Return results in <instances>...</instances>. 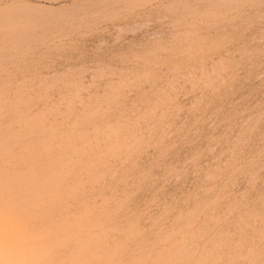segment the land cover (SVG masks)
<instances>
[{
    "label": "rangeland",
    "instance_id": "374dc122",
    "mask_svg": "<svg viewBox=\"0 0 264 264\" xmlns=\"http://www.w3.org/2000/svg\"><path fill=\"white\" fill-rule=\"evenodd\" d=\"M0 237L264 264V0H0Z\"/></svg>",
    "mask_w": 264,
    "mask_h": 264
},
{
    "label": "bare ground",
    "instance_id": "6f19581e",
    "mask_svg": "<svg viewBox=\"0 0 264 264\" xmlns=\"http://www.w3.org/2000/svg\"><path fill=\"white\" fill-rule=\"evenodd\" d=\"M10 249L9 242L0 237V264H39L36 259Z\"/></svg>",
    "mask_w": 264,
    "mask_h": 264
}]
</instances>
